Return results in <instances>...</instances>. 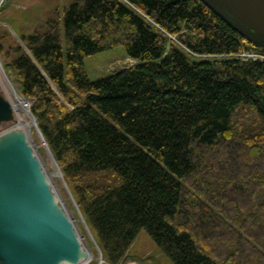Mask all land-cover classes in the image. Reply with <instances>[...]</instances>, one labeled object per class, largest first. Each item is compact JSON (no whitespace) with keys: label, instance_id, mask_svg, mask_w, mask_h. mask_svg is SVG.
I'll use <instances>...</instances> for the list:
<instances>
[{"label":"trees","instance_id":"16d2710c","mask_svg":"<svg viewBox=\"0 0 264 264\" xmlns=\"http://www.w3.org/2000/svg\"><path fill=\"white\" fill-rule=\"evenodd\" d=\"M129 1L0 26L105 264L142 230L175 264H264V61L240 56L262 51L203 0ZM118 46L138 62L91 79L85 59Z\"/></svg>","mask_w":264,"mask_h":264},{"label":"water","instance_id":"95a60500","mask_svg":"<svg viewBox=\"0 0 264 264\" xmlns=\"http://www.w3.org/2000/svg\"><path fill=\"white\" fill-rule=\"evenodd\" d=\"M264 52V0H203ZM4 0L0 1V7ZM1 68L6 73L0 56ZM10 83V80L6 78ZM23 97V96H21ZM0 90V264H97L106 262L84 215L64 178L33 114ZM28 114L53 161L47 167L28 124L9 128L15 114ZM54 175L61 177L98 255L83 234L78 219L61 195Z\"/></svg>","mask_w":264,"mask_h":264},{"label":"rangeland","instance_id":"374dc122","mask_svg":"<svg viewBox=\"0 0 264 264\" xmlns=\"http://www.w3.org/2000/svg\"><path fill=\"white\" fill-rule=\"evenodd\" d=\"M56 4L64 5L65 0L14 1L13 7L8 8L6 12L2 16H0V26L5 23L6 26L10 28L14 36L13 39H19L17 32L11 27V25L13 27H16L15 24L17 23V25H19L20 27H26L27 29H30L32 26L35 25L36 20H38L39 18H44L46 14L52 9V7ZM125 55L127 56L125 47L118 46L88 56L85 59V66L87 68L90 78L93 80H97L99 78L106 77L112 74L113 72L121 69L122 67H128L136 63L133 59L125 58ZM0 56L3 60V63L5 64V59L2 57L1 54ZM7 73L11 78L14 86L17 88L19 86V81L16 73L13 70L7 71ZM22 99L25 100L23 97ZM30 104L32 105V103L29 102V105ZM33 137L39 145V151L41 152L47 167L50 169L51 172H55L53 161L51 160L47 149L42 144V141L40 140L36 129H34ZM54 180L67 205L78 219V224L86 239L88 240L89 244L93 247L95 257H97L98 250L95 248L92 238L85 224L78 215V212L72 202V199L65 187L63 179L58 175H54ZM129 253L135 259L139 260L141 264H175V262L162 250V248L155 242V240L150 236V234L146 230H142L140 232L137 239L133 243L131 249L129 250ZM97 263L98 259L95 258L89 264Z\"/></svg>","mask_w":264,"mask_h":264},{"label":"bare ground","instance_id":"6f19581e","mask_svg":"<svg viewBox=\"0 0 264 264\" xmlns=\"http://www.w3.org/2000/svg\"><path fill=\"white\" fill-rule=\"evenodd\" d=\"M1 60H0V90L7 95L8 97L14 99L15 101H20L22 99L21 94L19 93L18 89L14 86L11 78L9 77L7 71L4 74L3 69L1 68ZM8 78L10 83L7 81ZM28 107L23 104V110H26ZM16 121L12 126L9 125V128H13L16 126H20L21 124L25 123L28 124L30 127L31 136H34V125L29 117L28 114L24 113L23 111L17 112L15 114ZM43 144V143H42ZM50 170V169H49ZM54 178V177H53Z\"/></svg>","mask_w":264,"mask_h":264},{"label":"built area","instance_id":"2783aa9c","mask_svg":"<svg viewBox=\"0 0 264 264\" xmlns=\"http://www.w3.org/2000/svg\"><path fill=\"white\" fill-rule=\"evenodd\" d=\"M120 1L130 4L129 0H120ZM240 56L244 59L264 61V52L247 51V52L242 53Z\"/></svg>","mask_w":264,"mask_h":264},{"label":"crops","instance_id":"0c3cea01","mask_svg":"<svg viewBox=\"0 0 264 264\" xmlns=\"http://www.w3.org/2000/svg\"><path fill=\"white\" fill-rule=\"evenodd\" d=\"M125 58H127V59H129L130 57L127 55H125L124 56ZM130 59H132V58H130ZM133 60H135V59H133ZM135 62L137 63L138 61L137 60H135ZM135 63V64H136ZM131 66V65H130ZM123 68V67H122ZM121 264H141L140 262H139V260H137V259H135L133 256H131L130 255V253L128 252L127 253V255H126V257H125V259L122 261V263ZM151 264H153V263H151ZM156 264V263H155Z\"/></svg>","mask_w":264,"mask_h":264}]
</instances>
